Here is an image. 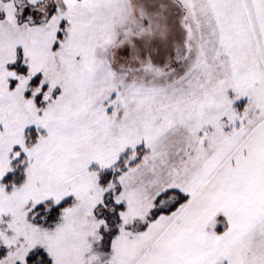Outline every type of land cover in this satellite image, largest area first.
I'll use <instances>...</instances> for the list:
<instances>
[{
	"label": "snow or ice",
	"instance_id": "obj_1",
	"mask_svg": "<svg viewBox=\"0 0 264 264\" xmlns=\"http://www.w3.org/2000/svg\"><path fill=\"white\" fill-rule=\"evenodd\" d=\"M141 4L0 0V264H264V0Z\"/></svg>",
	"mask_w": 264,
	"mask_h": 264
},
{
	"label": "rangeland",
	"instance_id": "obj_2",
	"mask_svg": "<svg viewBox=\"0 0 264 264\" xmlns=\"http://www.w3.org/2000/svg\"><path fill=\"white\" fill-rule=\"evenodd\" d=\"M163 8V5H161ZM160 13H149L141 4V0H120V6L116 10L114 20V31L112 43L119 47L126 42H130L132 37L141 36L148 29L141 28V17L144 15H158ZM139 28V31L133 29ZM123 33V38H120Z\"/></svg>",
	"mask_w": 264,
	"mask_h": 264
}]
</instances>
